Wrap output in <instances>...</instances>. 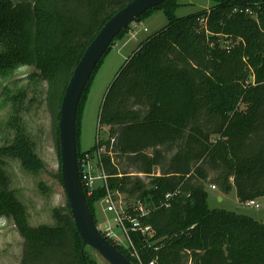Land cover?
Segmentation results:
<instances>
[{
  "label": "trees",
  "instance_id": "1",
  "mask_svg": "<svg viewBox=\"0 0 264 264\" xmlns=\"http://www.w3.org/2000/svg\"><path fill=\"white\" fill-rule=\"evenodd\" d=\"M131 1L0 0V79L30 67L32 78L47 83L59 153L60 108L74 69L106 21ZM178 1L164 2L133 23L157 10L168 18L107 92L99 118L108 138L82 151L80 115L89 85L130 27L98 63L79 105L78 161L101 150L110 192L125 195L129 204L152 206L144 222L154 236L130 232L145 264H264V222L210 209L206 190L208 183L224 193L234 187L241 202L264 197V0H209V12L185 17L176 15ZM30 141L19 131L14 144L0 148V217L13 220L23 238L20 264H95L87 249L82 256L67 199L54 210V225L32 226L9 189L6 156L20 159L33 174L46 171ZM55 178L62 184L61 168ZM83 187L98 223L95 205L107 189L98 186L89 196ZM106 238L138 264L129 250Z\"/></svg>",
  "mask_w": 264,
  "mask_h": 264
},
{
  "label": "rangeland",
  "instance_id": "2",
  "mask_svg": "<svg viewBox=\"0 0 264 264\" xmlns=\"http://www.w3.org/2000/svg\"><path fill=\"white\" fill-rule=\"evenodd\" d=\"M178 3L181 5L176 11L178 17L209 12L214 5L209 0H179ZM167 24L164 10H157L136 25L131 33L132 24L127 35L115 42L113 48L105 54L89 85L80 115L79 144L82 151H91L98 138H108V128L100 124L99 116L109 88L141 43L164 29ZM32 72L30 67H21L12 75L0 79V148L14 144L19 131L25 132L30 138L46 171L33 174L23 167L20 159L6 156L4 169L9 178V189L14 191L17 199L25 206L30 225H54V210L64 206L67 198L62 184L55 178L61 161L48 110L47 83L32 78ZM96 174L99 176L100 171ZM102 185V180H96V186ZM206 190L210 209L236 212L259 222L264 221V197L255 201L260 205L255 208L249 201L241 202L234 187L224 193L218 188L212 190L211 183H208ZM107 205L103 200L95 205L97 226L105 237H108L107 229L111 227L112 232L126 245V236L115 223V215L106 211ZM22 249L23 238L13 220L0 217V264H20ZM86 249L96 261L95 264H108L93 249Z\"/></svg>",
  "mask_w": 264,
  "mask_h": 264
},
{
  "label": "water",
  "instance_id": "3",
  "mask_svg": "<svg viewBox=\"0 0 264 264\" xmlns=\"http://www.w3.org/2000/svg\"><path fill=\"white\" fill-rule=\"evenodd\" d=\"M167 1L132 0L106 21L75 67L62 99L58 124L62 184L82 240L84 260L85 250L89 247L108 264H132L102 234L87 203L77 156L76 125L80 101L95 68L116 37L147 11Z\"/></svg>",
  "mask_w": 264,
  "mask_h": 264
},
{
  "label": "built area",
  "instance_id": "4",
  "mask_svg": "<svg viewBox=\"0 0 264 264\" xmlns=\"http://www.w3.org/2000/svg\"><path fill=\"white\" fill-rule=\"evenodd\" d=\"M228 48V45H225ZM229 49V48H228ZM101 150H97L93 154L86 153L80 160L79 169H80V178L83 186L88 189V195L91 196L94 190L97 189L96 180H102L103 186L107 189V195L103 199V202H107L108 205L106 207V211L108 213H113L115 215V223L119 228H121L122 232L126 236L127 244L124 245L120 238L116 236L112 232V228L109 227L108 238L112 239L115 243L124 246L127 250H129L131 256L136 259L138 264H145L130 236V232H138L141 236L146 239H149L154 236L155 231L152 226L146 224L144 219L149 217L152 212V206H148L141 200H134L129 204L127 202V198L125 199V195L117 193L116 195L112 194L108 189L107 177L103 171L102 161L100 156ZM79 163V161H78ZM100 171V175L98 176L96 173ZM212 190H216L217 187L215 185H211ZM174 194H169L166 196L167 199L173 197ZM250 205L259 208L260 205L255 201H249ZM148 264H155V260L151 261Z\"/></svg>",
  "mask_w": 264,
  "mask_h": 264
},
{
  "label": "crops",
  "instance_id": "5",
  "mask_svg": "<svg viewBox=\"0 0 264 264\" xmlns=\"http://www.w3.org/2000/svg\"><path fill=\"white\" fill-rule=\"evenodd\" d=\"M138 24H139V23H137V24L135 23L134 25L131 26V28H132V29H131V30H132L131 33L133 32L134 27H135L136 25H138ZM263 222H264V221H263Z\"/></svg>",
  "mask_w": 264,
  "mask_h": 264
}]
</instances>
